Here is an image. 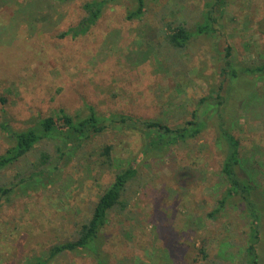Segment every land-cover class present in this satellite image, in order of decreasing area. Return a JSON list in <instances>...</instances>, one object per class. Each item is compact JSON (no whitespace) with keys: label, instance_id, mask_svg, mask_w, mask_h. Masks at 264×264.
I'll use <instances>...</instances> for the list:
<instances>
[{"label":"rangeland","instance_id":"obj_1","mask_svg":"<svg viewBox=\"0 0 264 264\" xmlns=\"http://www.w3.org/2000/svg\"><path fill=\"white\" fill-rule=\"evenodd\" d=\"M88 1L0 0V155L12 145L4 122L23 131L60 109L80 116L93 107L102 116L182 126L204 117L202 100L224 81L228 48L237 64L264 61V0H227L215 33L194 38L184 52L161 44L166 5L195 30L214 0H157L144 20L134 22L126 19L131 6L124 1L108 8L88 34L60 38L79 24ZM228 90L226 119L241 142V172L253 179L264 207V78L240 76ZM215 127L217 120L209 121L199 137L160 156H144L141 133L110 127L69 164L62 162L55 177L27 191L18 187V175L36 153L1 171L0 188L15 189L0 192V264H98L88 252L53 259L49 253L74 238L115 174L130 165L138 176L129 187V206L110 214L99 241L105 263L243 264L251 223L244 205L209 216L227 187ZM107 145L114 147L112 163L102 156ZM50 150L55 154L53 145ZM261 225L264 264V219Z\"/></svg>","mask_w":264,"mask_h":264},{"label":"trees","instance_id":"obj_2","mask_svg":"<svg viewBox=\"0 0 264 264\" xmlns=\"http://www.w3.org/2000/svg\"><path fill=\"white\" fill-rule=\"evenodd\" d=\"M128 2L126 19L130 22L142 21L149 13L152 4L157 0H91L82 5L83 17L76 27L70 28L60 34V38H77L88 34L98 25L105 11L111 6ZM227 0H214L209 5L210 9L204 15V21L190 28L186 20L175 17V9L167 6L168 13L164 14L161 22L165 28L159 29L158 36H163L162 45L176 52H184L188 49L192 40L196 37L211 36L215 33L214 25L217 14L223 13ZM169 12L174 15L172 20H167ZM230 48L227 50L225 66L222 76L224 81L217 91L202 100L206 104L207 111L204 117L195 115L194 121H188L182 126L171 128L160 120H140L128 115L112 114L99 115L93 107H89L87 115L73 116L64 109L58 110L54 115L39 119L27 130L17 131L8 123L2 124L9 136L12 145L0 155V172L10 168L36 153V160L29 170L19 176L18 187L23 186L25 191L33 189L46 178H52L61 170L62 162L69 164L75 155L86 147L97 136L105 133L110 127L128 132H139L144 136V156L152 154L160 156L169 151L173 146L196 139L207 128L209 121L217 120L216 142L225 157L222 163V174L227 181V187L221 199L217 201L216 208L209 214L215 217L221 214L228 206L241 203L244 205L243 213L250 220L249 245L245 249L243 264H259V248L262 221L264 219V207L259 204L260 197L257 194V186L253 179L243 175L242 146L240 140L233 134L231 121L225 112L228 89L234 78L248 77L264 78V61L255 64H237L230 58ZM227 83V86L225 84ZM251 87V96L257 94ZM40 150L38 146H42ZM53 145V154L50 146ZM114 147L107 145L103 148L102 156L112 163ZM138 176L135 165L118 171L115 174L113 184L99 197L92 209L91 216L76 230L74 238L65 243L51 248L49 256L53 259L67 252H88L97 258L98 264H107L101 257L100 238L109 221L112 212L118 210L123 213L129 206L128 191L130 184ZM22 188V187H21ZM15 187L10 189L0 188L3 195L13 193ZM200 253L204 260L209 259L207 249L202 246ZM39 264H47L40 262Z\"/></svg>","mask_w":264,"mask_h":264}]
</instances>
